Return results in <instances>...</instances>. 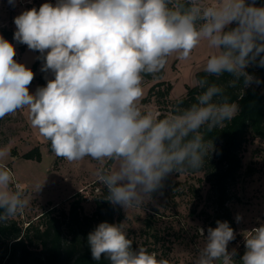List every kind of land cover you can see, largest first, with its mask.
I'll list each match as a JSON object with an SVG mask.
<instances>
[{
	"label": "clouds",
	"instance_id": "9594fccd",
	"mask_svg": "<svg viewBox=\"0 0 264 264\" xmlns=\"http://www.w3.org/2000/svg\"><path fill=\"white\" fill-rule=\"evenodd\" d=\"M14 24L13 39L39 52L41 71L54 78L30 94L34 72L0 35V119L26 108L56 156L102 165L106 199L126 210L150 200L170 173L202 169L213 149L207 133L237 115L239 105L208 77L230 74L229 86L241 78L245 87L261 82L246 71L264 67V6L255 0H56L22 11ZM202 44L213 51L195 102L162 119L142 108L144 76L160 72L169 57L189 60ZM7 156L0 149V223L28 203L13 188ZM107 161L113 163L103 166ZM216 224L194 264H236L235 249L228 250L234 230L227 221ZM87 242L96 261L103 254L110 264H169L143 247L134 251L123 225L102 222ZM245 248L240 264H264V224L248 233Z\"/></svg>",
	"mask_w": 264,
	"mask_h": 264
},
{
	"label": "rangeland",
	"instance_id": "374dc122",
	"mask_svg": "<svg viewBox=\"0 0 264 264\" xmlns=\"http://www.w3.org/2000/svg\"><path fill=\"white\" fill-rule=\"evenodd\" d=\"M46 2L52 3L48 0H15L13 6L8 0H0V35L15 46L14 59L35 74L29 85L30 94L41 87V80L47 83V80L54 77L51 71H41L44 61L38 59L35 51L13 39L16 31L14 18L24 10L33 7L38 9ZM4 31L10 32L11 36L4 35ZM212 51L206 44H202L187 61H181L175 56L168 58L160 79L171 84L169 99L184 95L187 86L196 84V72L204 70ZM156 82L158 77L155 75L150 79L144 77V95L140 104L142 108L158 115L166 112L164 104L158 105L155 97L142 101L149 87ZM35 147L40 151L39 159L24 157L25 153ZM0 149L8 152L4 163L14 174L13 188L22 191L28 201L19 214L22 221L34 218L51 205L67 206L76 193L87 197L82 203L84 211H92L93 197L103 185L97 176V170L102 165L91 158L68 162L56 156L50 142L31 127L26 108L0 119ZM213 155L214 149L209 157ZM240 156L242 166L228 188L230 220L214 205L215 195L205 175V164L198 171L170 173L171 186L156 191L140 208L126 210L121 206L123 218L117 225H123L127 238L136 243L138 248H152L150 253H155L157 259H168L169 264H194L198 250L207 237L208 228H215L218 220L227 221L235 233V239L229 242L228 250L231 252L235 249L234 257H237L245 248L248 233L264 224V138L250 135ZM112 163L107 161L103 166ZM146 218L150 219V228L145 225ZM153 233L157 235L156 240L151 235Z\"/></svg>",
	"mask_w": 264,
	"mask_h": 264
},
{
	"label": "trees",
	"instance_id": "16d2710c",
	"mask_svg": "<svg viewBox=\"0 0 264 264\" xmlns=\"http://www.w3.org/2000/svg\"><path fill=\"white\" fill-rule=\"evenodd\" d=\"M246 2L251 3L252 0ZM255 5L264 6V0H255ZM235 26L233 23L229 28ZM4 35L10 37L11 33L4 31ZM35 52L41 56L39 52ZM246 71L261 82L245 87L241 78L235 86H229V81L233 79L230 74L225 73L219 78L208 77L210 83L224 87L225 94L239 105V111L234 119L206 135V139L212 141L214 155L212 158L209 156L206 158L205 175L214 191L216 209L228 220L231 217L227 206L228 188L242 166L240 151L248 142L250 135L264 138V67L251 64ZM154 75L158 77V82L149 87L142 101L155 97L158 105L164 104L167 107L165 113L157 115L158 118L166 117L176 106H189L202 91L196 83L194 86H187L184 95L169 99L171 84L160 79L163 69L144 77L150 79ZM205 75L204 70L196 72V82ZM162 85L165 86L158 88ZM40 86H46L45 80H41ZM24 157L39 159L40 151L35 147L25 153ZM166 186H171L170 174L157 191L163 190ZM99 191L93 197V209L90 213L84 211L82 204L87 197L82 193H76L67 206L51 205L25 222L18 214L7 222L0 223V264H110L103 254L99 261L92 258L87 237L102 222L118 224L123 218V212L120 205H114L106 199L107 190L104 185ZM145 225L150 228L149 218L145 219ZM151 235L157 239L156 234ZM132 249L139 250L134 242ZM146 249L152 251L150 247ZM245 251L246 248H243L239 255L234 257L236 264H240Z\"/></svg>",
	"mask_w": 264,
	"mask_h": 264
},
{
	"label": "built area",
	"instance_id": "2783aa9c",
	"mask_svg": "<svg viewBox=\"0 0 264 264\" xmlns=\"http://www.w3.org/2000/svg\"><path fill=\"white\" fill-rule=\"evenodd\" d=\"M53 3V5L56 3V0H48Z\"/></svg>",
	"mask_w": 264,
	"mask_h": 264
},
{
	"label": "water",
	"instance_id": "95a60500",
	"mask_svg": "<svg viewBox=\"0 0 264 264\" xmlns=\"http://www.w3.org/2000/svg\"><path fill=\"white\" fill-rule=\"evenodd\" d=\"M19 43V42H18Z\"/></svg>",
	"mask_w": 264,
	"mask_h": 264
}]
</instances>
